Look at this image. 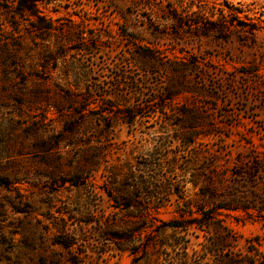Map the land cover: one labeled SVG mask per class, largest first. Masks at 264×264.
I'll use <instances>...</instances> for the list:
<instances>
[{"label": "rangeland", "instance_id": "rangeland-1", "mask_svg": "<svg viewBox=\"0 0 264 264\" xmlns=\"http://www.w3.org/2000/svg\"><path fill=\"white\" fill-rule=\"evenodd\" d=\"M18 1L0 264H264V0Z\"/></svg>", "mask_w": 264, "mask_h": 264}, {"label": "trees", "instance_id": "trees-1", "mask_svg": "<svg viewBox=\"0 0 264 264\" xmlns=\"http://www.w3.org/2000/svg\"><path fill=\"white\" fill-rule=\"evenodd\" d=\"M19 3H18V8H19V10L21 9V10H23V11H30V9L26 6H24V0H19L18 1ZM0 184L1 185H6V182L5 181H2L1 179H0ZM56 242H59L58 241V239H57V241ZM59 244H61V243H59Z\"/></svg>", "mask_w": 264, "mask_h": 264}]
</instances>
